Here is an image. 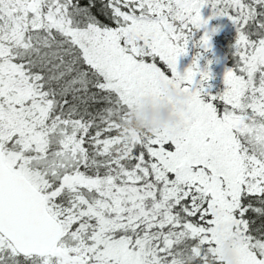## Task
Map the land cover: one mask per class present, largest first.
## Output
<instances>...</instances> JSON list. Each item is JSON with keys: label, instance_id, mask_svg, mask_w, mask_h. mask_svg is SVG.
Returning a JSON list of instances; mask_svg holds the SVG:
<instances>
[{"label": "snow or ice", "instance_id": "obj_1", "mask_svg": "<svg viewBox=\"0 0 264 264\" xmlns=\"http://www.w3.org/2000/svg\"><path fill=\"white\" fill-rule=\"evenodd\" d=\"M165 85L176 128L131 129ZM223 225L264 264V0H0V264H222Z\"/></svg>", "mask_w": 264, "mask_h": 264}, {"label": "rangeland", "instance_id": "obj_2", "mask_svg": "<svg viewBox=\"0 0 264 264\" xmlns=\"http://www.w3.org/2000/svg\"><path fill=\"white\" fill-rule=\"evenodd\" d=\"M202 16L207 19L209 16H211V10L208 8L202 9ZM229 27H231V22H228L226 18H217V19H212L209 21L208 29L211 31L212 29H217L216 33L212 36V49L210 52L204 53V58L200 60V66L201 68H208L210 72L212 73V79L209 81L211 88H210V93L211 94H220L224 91L225 85L223 82L224 74L226 69L231 68L233 65H229V56H227L224 52L223 49L224 47H220L217 42L215 41V37L220 36V35H226L230 36V30ZM232 43V40L230 39L227 41V48L230 47V44ZM198 49L195 47H190L188 55L181 57L179 60V70L183 72L187 67H189L192 63L193 58L197 55ZM209 61H211V64L209 65ZM162 94L170 98L166 95V93L161 89ZM171 99V98H170ZM143 101L147 102L146 107L154 110V111H162L166 107L171 106L165 105L161 106L159 103L154 102L151 99H145ZM224 227V228H222ZM220 231L223 233H227L226 236L222 238V243H221V260L224 261V249L225 246L228 244L229 240L233 238V234H231V226L230 225H225L222 226Z\"/></svg>", "mask_w": 264, "mask_h": 264}, {"label": "clouds", "instance_id": "obj_3", "mask_svg": "<svg viewBox=\"0 0 264 264\" xmlns=\"http://www.w3.org/2000/svg\"><path fill=\"white\" fill-rule=\"evenodd\" d=\"M162 90L173 103L162 111H154L146 107L147 102L141 101V109L139 112L140 120L133 121L129 119V125L137 132L154 131L163 128H176L179 120L175 113L179 112L181 106L188 101V97L179 93L171 86H162ZM238 246V237L233 234V238L229 240L224 249V264H235V255L233 249Z\"/></svg>", "mask_w": 264, "mask_h": 264}, {"label": "trees", "instance_id": "obj_4", "mask_svg": "<svg viewBox=\"0 0 264 264\" xmlns=\"http://www.w3.org/2000/svg\"><path fill=\"white\" fill-rule=\"evenodd\" d=\"M227 20V19H226ZM228 22H230L229 20H227ZM229 30H230V36H226V35H220V36H217L215 37V41L217 42V44L220 46V47H224L223 49V52L229 56V65H233V60H232V56H231V48H227V41H229L230 39L232 40V42L234 41V38H235V30H234V27L232 26L231 24V27H229ZM142 105H140L136 111H134L132 113V115L130 116V118L133 120V121H139L140 120V116H139V112H140V109H141ZM129 127L131 129H133L130 125ZM134 130V129H133ZM225 226V225H223ZM224 228V227H222ZM222 264H224V261H222Z\"/></svg>", "mask_w": 264, "mask_h": 264}]
</instances>
